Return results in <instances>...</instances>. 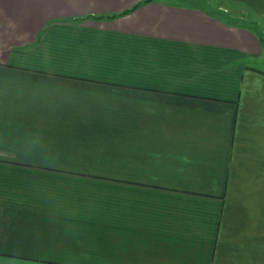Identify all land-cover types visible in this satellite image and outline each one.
Wrapping results in <instances>:
<instances>
[{
	"label": "crops",
	"instance_id": "1",
	"mask_svg": "<svg viewBox=\"0 0 264 264\" xmlns=\"http://www.w3.org/2000/svg\"><path fill=\"white\" fill-rule=\"evenodd\" d=\"M143 1L0 0V264H264V0Z\"/></svg>",
	"mask_w": 264,
	"mask_h": 264
},
{
	"label": "rangeland",
	"instance_id": "2",
	"mask_svg": "<svg viewBox=\"0 0 264 264\" xmlns=\"http://www.w3.org/2000/svg\"><path fill=\"white\" fill-rule=\"evenodd\" d=\"M170 1H172V2L187 3V4L188 3L189 4H194L196 6H202L204 8H207V9H210V10L216 11V12L220 11L219 9L221 7H223L224 4H228L229 5V4L232 3L231 1L229 3H225L224 0H170ZM238 6H239L238 10H240L241 9V3H239ZM243 9L246 12V14L244 15L245 16L244 17L245 20H250L252 18L255 19V16H253L251 12L246 11V7H244ZM228 19H230V20H236L235 18L234 19L228 18ZM239 20H241V19H239Z\"/></svg>",
	"mask_w": 264,
	"mask_h": 264
},
{
	"label": "trees",
	"instance_id": "3",
	"mask_svg": "<svg viewBox=\"0 0 264 264\" xmlns=\"http://www.w3.org/2000/svg\"><path fill=\"white\" fill-rule=\"evenodd\" d=\"M147 1H150V0H145V1H143V2H147ZM143 2H141V3H143ZM141 3L136 4L134 7H132L131 9H128V10L124 11V12L121 13L120 15H123V14H126V13L131 12L132 10H134V9H135L139 4H141ZM118 15H119V14H118ZM115 16H117V15H111V16H109V17H115Z\"/></svg>",
	"mask_w": 264,
	"mask_h": 264
}]
</instances>
